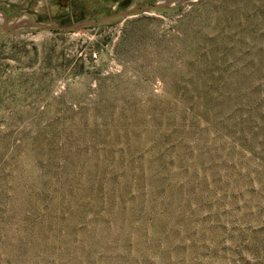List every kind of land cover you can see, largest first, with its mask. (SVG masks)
I'll return each instance as SVG.
<instances>
[{"label":"rangeland","instance_id":"374dc122","mask_svg":"<svg viewBox=\"0 0 264 264\" xmlns=\"http://www.w3.org/2000/svg\"><path fill=\"white\" fill-rule=\"evenodd\" d=\"M164 1L0 10L72 25ZM2 25L0 264H264V0Z\"/></svg>","mask_w":264,"mask_h":264},{"label":"water","instance_id":"95a60500","mask_svg":"<svg viewBox=\"0 0 264 264\" xmlns=\"http://www.w3.org/2000/svg\"><path fill=\"white\" fill-rule=\"evenodd\" d=\"M195 1V0H167L164 2H157L154 4L145 5L142 7L130 8L124 11L108 15L106 17L100 18L98 20L89 21V22H81L72 25H60V24H44L33 20L22 19L14 22L9 25L8 23V15L5 11L0 10V17H2L3 25L2 29L4 32H16L19 30H40V31H66V32H77L86 28L96 27L100 25L107 24L109 22L118 20V19H126L138 16L140 14H145L151 12L156 9H164L170 10L175 7H178L186 2Z\"/></svg>","mask_w":264,"mask_h":264},{"label":"trees","instance_id":"16d2710c","mask_svg":"<svg viewBox=\"0 0 264 264\" xmlns=\"http://www.w3.org/2000/svg\"><path fill=\"white\" fill-rule=\"evenodd\" d=\"M112 1H114V2H119L120 0H112Z\"/></svg>","mask_w":264,"mask_h":264}]
</instances>
